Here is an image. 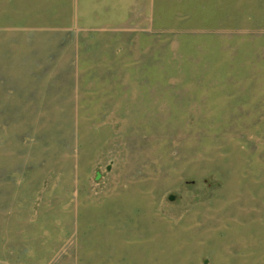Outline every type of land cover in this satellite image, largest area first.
I'll list each match as a JSON object with an SVG mask.
<instances>
[{
  "label": "rangeland",
  "instance_id": "1",
  "mask_svg": "<svg viewBox=\"0 0 264 264\" xmlns=\"http://www.w3.org/2000/svg\"><path fill=\"white\" fill-rule=\"evenodd\" d=\"M126 2L0 0V264H118Z\"/></svg>",
  "mask_w": 264,
  "mask_h": 264
},
{
  "label": "water",
  "instance_id": "2",
  "mask_svg": "<svg viewBox=\"0 0 264 264\" xmlns=\"http://www.w3.org/2000/svg\"><path fill=\"white\" fill-rule=\"evenodd\" d=\"M107 170H110V167H108ZM100 178H101V174H100V172H97L95 175L96 182H98L100 180Z\"/></svg>",
  "mask_w": 264,
  "mask_h": 264
}]
</instances>
